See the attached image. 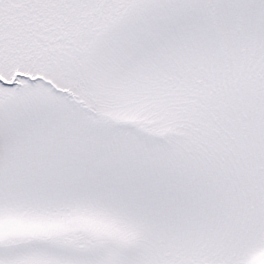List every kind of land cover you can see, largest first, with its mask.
<instances>
[{
	"label": "snow or ice",
	"instance_id": "6c2138e0",
	"mask_svg": "<svg viewBox=\"0 0 264 264\" xmlns=\"http://www.w3.org/2000/svg\"><path fill=\"white\" fill-rule=\"evenodd\" d=\"M0 264H264V0H0Z\"/></svg>",
	"mask_w": 264,
	"mask_h": 264
}]
</instances>
